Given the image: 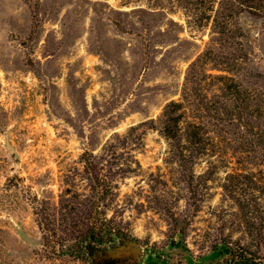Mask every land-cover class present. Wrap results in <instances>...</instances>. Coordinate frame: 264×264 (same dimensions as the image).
<instances>
[{
    "label": "rangeland",
    "instance_id": "374dc122",
    "mask_svg": "<svg viewBox=\"0 0 264 264\" xmlns=\"http://www.w3.org/2000/svg\"><path fill=\"white\" fill-rule=\"evenodd\" d=\"M212 1L0 0V264H97L81 243L97 209L116 264H225L227 241L264 255V157L240 126L188 162L158 131L208 48L205 69L264 90V10Z\"/></svg>",
    "mask_w": 264,
    "mask_h": 264
},
{
    "label": "trees",
    "instance_id": "16d2710c",
    "mask_svg": "<svg viewBox=\"0 0 264 264\" xmlns=\"http://www.w3.org/2000/svg\"><path fill=\"white\" fill-rule=\"evenodd\" d=\"M144 1L148 7L161 9L164 0H125L124 4L140 3ZM169 4L185 3L189 7L201 5L203 0H168ZM232 0H220L225 3ZM245 8L255 14L264 10L262 0H242ZM215 2L213 0L210 5ZM142 11V8H139ZM264 14V13H263ZM217 23V20L215 21ZM208 48L198 56L188 67L178 101H170L157 119L158 131L168 141L170 153L173 158L182 162L193 161L194 157L208 154L214 147L215 141L209 136L210 131L221 133L223 124L240 126L242 145H249L252 152L264 157V90L248 89L234 81L230 76L211 73L205 69L210 62ZM222 63V62H221ZM210 91L211 94L208 95ZM245 117L247 119L245 120ZM210 129V130H209ZM135 130L131 128L130 131ZM123 144L126 143L122 142ZM86 168L97 184V192L103 199L111 189L112 180H108L102 168H94L90 160H86ZM94 171V172H93ZM251 174L229 175L235 180L243 177L252 180ZM239 183L232 181V185ZM104 214L98 209L90 211L85 216L87 228L82 235V249L88 258H97V264H116L115 261L106 258V254L112 248L117 247L120 240L114 242L110 227L105 226ZM103 216V217H102ZM109 244H105V242ZM214 250L225 258V264H264L261 244L252 250L238 242L227 241L220 246L214 245Z\"/></svg>",
    "mask_w": 264,
    "mask_h": 264
}]
</instances>
